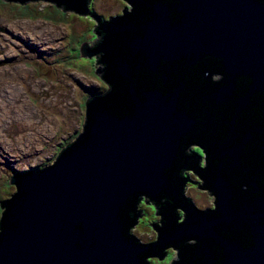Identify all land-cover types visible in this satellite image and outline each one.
Returning <instances> with one entry per match:
<instances>
[{
	"label": "water",
	"instance_id": "obj_1",
	"mask_svg": "<svg viewBox=\"0 0 264 264\" xmlns=\"http://www.w3.org/2000/svg\"><path fill=\"white\" fill-rule=\"evenodd\" d=\"M148 1L142 17L128 22L120 17L114 30L120 55L112 76L117 78L120 100L94 105L85 128L83 108L82 134L75 143L66 145L52 165L9 179L13 195L0 205V264H145L141 248L129 234L132 198L145 194L155 200L171 193L172 203L178 204L173 168L182 149L189 163L196 162V156L185 154L193 140L183 146L182 138L195 127L204 132L197 126L199 113L181 108V88L178 95L139 90L140 67L150 72L164 64L173 79L181 80V59L190 60L199 51L214 52L231 75L220 84L221 90L233 87V77L245 66L251 77L249 92L235 97L229 112L219 113V118H233L232 123L243 122L253 96L264 94V14L256 11L259 7L250 4L248 9H256L243 17L228 11L218 14L214 43L200 44L197 39H204L210 29L199 26L202 15L193 13L195 0ZM218 2H223L218 10H229L228 0ZM83 4L67 9L79 12ZM84 51L79 48L78 56ZM137 52L141 57L133 58ZM95 63L98 70L96 57ZM225 96L219 93L217 100ZM226 144L221 142L220 150ZM217 208L221 209L219 201ZM247 213L244 207L234 215L241 218ZM258 214L255 220L264 218V204ZM252 222L256 236L252 242L219 239L225 254L219 264H264V224ZM208 228V221L200 222L192 233L203 239ZM175 236L181 238V223Z\"/></svg>",
	"mask_w": 264,
	"mask_h": 264
},
{
	"label": "flooded vegetation",
	"instance_id": "obj_2",
	"mask_svg": "<svg viewBox=\"0 0 264 264\" xmlns=\"http://www.w3.org/2000/svg\"><path fill=\"white\" fill-rule=\"evenodd\" d=\"M47 1L62 10H68L67 7L70 5L77 9V3L83 2V0ZM124 2L128 6L123 10L122 15L110 17L106 21L96 17V26L93 27L95 40L88 47H84V56L97 58L99 69L95 72L103 83L102 88L96 84L88 88L84 128L94 105L100 102L116 104L120 100L117 97V78L112 76L113 63L120 55V48L115 45L118 37L114 30L117 27L118 18L124 16L122 21L128 22L135 17L136 21V17H142L149 5L148 0H124ZM227 4L229 10H218L217 8L222 6L223 2L195 0L193 13L202 15L198 20L199 26L202 28L207 26L206 29L211 30L205 32L204 39L202 37L197 39L200 44L214 43V35L217 36L215 34V28L218 25L217 16L224 11L231 14L238 13L243 17L259 7L256 11L264 14V0H228ZM250 4L255 5L256 8L248 9ZM83 6L81 7L83 14H92L93 9ZM140 57L138 52L133 56V58ZM136 75L139 90L178 95L181 88V94H179L181 108L190 107L192 111L199 113L197 125L209 128V137H205L203 133L201 138L193 142L194 146L202 152L200 154L205 155L204 162L197 161L196 156L195 163L191 164L185 158L187 163L181 166V183L178 181V199L176 200L178 204L172 203L175 201L171 193L167 195L162 193L155 200L145 194H137L132 198L135 204L128 209L131 211L129 234L141 248L140 257L145 264H201L210 260L212 261L210 264H219L225 255L223 244L219 239L252 242L256 238L253 235L255 225L252 221L261 220L264 224L263 217L254 219L258 218V208L264 204L262 199L264 198V94L253 96L255 100L245 110L243 122L239 119L232 123L233 118H219V113L224 114L228 108L233 109L232 101L235 97L249 92L251 77L244 66L233 77L236 79L233 87L226 89V86L219 90L220 84L229 80L231 75L223 61L214 52L199 51L190 60L181 59V80L173 79L164 64L150 72L140 67ZM219 93L227 96L217 100ZM254 109L258 111V114H254ZM221 142H227L224 151L220 150ZM243 143L244 145L240 147ZM231 150L234 153H228ZM189 172L202 181L199 188L207 190L213 197L212 207L201 209L191 198L185 196L186 184L191 181L187 176ZM218 201L221 202L220 210L217 208ZM143 202L152 205L155 214L149 226L151 235L148 238L144 235L139 237L134 232L139 219L144 217ZM244 207L250 213L243 214L241 218L236 217L234 212ZM204 221L209 222V228L202 239L192 233V227ZM180 223L181 238L176 236L174 238V230Z\"/></svg>",
	"mask_w": 264,
	"mask_h": 264
},
{
	"label": "rangeland",
	"instance_id": "obj_3",
	"mask_svg": "<svg viewBox=\"0 0 264 264\" xmlns=\"http://www.w3.org/2000/svg\"><path fill=\"white\" fill-rule=\"evenodd\" d=\"M127 6L123 0H92L90 8L94 12L82 15L49 2L0 1V47L5 50L0 54V67L7 72L15 66L25 69V73L2 81L19 89L20 97L11 96L7 88L0 90V99L8 104L0 109V205L13 195L9 179L15 173L52 165L58 153L82 134L88 88L95 84L102 88L103 83L95 72V56H78V50L95 40L96 17L106 21L122 15ZM16 23H27L38 30L49 26L54 40L40 46L29 34L27 38L19 35L23 47L13 48L12 43H19L17 32L11 29ZM10 47L13 49L8 51ZM197 149L189 146L185 154H193L203 163L204 154ZM187 176L191 181L186 184L185 196L201 209L212 207L213 197L199 189L201 180L192 172ZM142 210L144 217L134 232L148 238L154 207L143 202ZM2 211L0 207V219Z\"/></svg>",
	"mask_w": 264,
	"mask_h": 264
},
{
	"label": "bare ground",
	"instance_id": "obj_4",
	"mask_svg": "<svg viewBox=\"0 0 264 264\" xmlns=\"http://www.w3.org/2000/svg\"><path fill=\"white\" fill-rule=\"evenodd\" d=\"M11 29H14V31H16L17 33V38L19 40V43H12V47L13 48H19L20 46L23 47V44L21 43L22 39L20 36H23V35H26V38L28 37L27 34H29L31 36V40H36L38 41L39 43H41L40 46H43V45H47L49 42H51L50 40H54L52 37L53 36V31L51 30V28L48 26V27H44L43 30H38V29H34V27H31L29 26V24L25 23V24H20V23H16L12 26ZM45 42V43H44ZM38 43V44H39ZM12 47L8 48V51L13 49ZM27 46H25L26 48ZM28 48V47H27ZM42 49V48H40ZM1 51L2 54H4V48L3 47H0V54H1ZM11 60V59H10ZM3 62V60L0 58V64ZM21 73H25V69L22 68V67H18V66H15L12 70H9L8 72L3 69L2 67H0V90L3 92V90L5 88H7L8 90H11V96H17V97H20V92H19V89H17L14 85L13 86H8L4 83H2V81H5L6 78L10 77V78H15L17 77L19 74ZM7 102L5 101V99L2 97L0 99V109H3L5 107H7ZM27 105V104H26Z\"/></svg>",
	"mask_w": 264,
	"mask_h": 264
},
{
	"label": "trees",
	"instance_id": "obj_5",
	"mask_svg": "<svg viewBox=\"0 0 264 264\" xmlns=\"http://www.w3.org/2000/svg\"><path fill=\"white\" fill-rule=\"evenodd\" d=\"M7 2H19V3H26V2H29V1H33V2H48L47 0H6ZM84 2V8H90L91 7V2L92 0H83ZM79 10V9H78ZM83 10V8H81L79 10V13L82 14V15H85L83 14V12H81ZM199 115V114H198ZM203 116V114H202ZM198 126V125H197ZM202 128V131L205 133V137H209V128H204L202 126H199ZM202 134L201 130H199L197 127L193 128V131H190V132H187L184 137L182 138V144L183 146H186V144H189L188 143V140L191 138L194 141H196L198 139V136H200ZM203 135V134H202ZM186 141V142H185ZM197 151L199 153H202L199 149H197ZM185 159V155H184V151L182 149V152H181V155H179V159L178 161L175 163L174 165V168H173V173H175V177H177V180L179 181V183H181V170H182V167L184 164H181V160L183 161ZM135 202H133L131 205H134Z\"/></svg>",
	"mask_w": 264,
	"mask_h": 264
}]
</instances>
